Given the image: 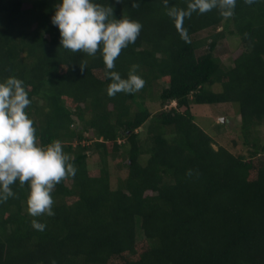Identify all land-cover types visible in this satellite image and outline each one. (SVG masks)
<instances>
[{
	"label": "trees",
	"instance_id": "trees-1",
	"mask_svg": "<svg viewBox=\"0 0 264 264\" xmlns=\"http://www.w3.org/2000/svg\"><path fill=\"white\" fill-rule=\"evenodd\" d=\"M58 2L0 0V79L24 81L38 143L59 139L76 167L51 193V216H31L27 182L12 185L0 264H264V0H237L230 17L193 12L188 40L163 0H98L142 23L114 70L136 64L145 84L114 96L99 50L60 45ZM196 104H221L217 134Z\"/></svg>",
	"mask_w": 264,
	"mask_h": 264
},
{
	"label": "clouds",
	"instance_id": "clouds-1",
	"mask_svg": "<svg viewBox=\"0 0 264 264\" xmlns=\"http://www.w3.org/2000/svg\"><path fill=\"white\" fill-rule=\"evenodd\" d=\"M245 2L251 4L253 0ZM163 3L181 38L188 40L187 29L183 27L185 17L213 8H219L222 16L230 17L237 0H186V7L170 4V0ZM132 6L138 7L139 0H132ZM51 20L60 30V45L65 49L93 56L100 51L105 67L110 70L108 95L135 92L144 86V78L136 71L138 65H132L127 77L114 70L122 49L136 41L142 28L139 20L123 15L117 18L111 5L105 6L98 0H59ZM30 104L21 78L10 75L0 79V201L15 195L12 185L17 180L21 185L27 182L29 214L51 216L55 214L51 193L62 178L76 173V167L59 139L46 145L38 143L34 121L26 111ZM32 225L41 231L46 227L38 219H33Z\"/></svg>",
	"mask_w": 264,
	"mask_h": 264
},
{
	"label": "rangeland",
	"instance_id": "rangeland-1",
	"mask_svg": "<svg viewBox=\"0 0 264 264\" xmlns=\"http://www.w3.org/2000/svg\"><path fill=\"white\" fill-rule=\"evenodd\" d=\"M25 3H29V2H25ZM206 32L202 33V36H206ZM195 106V112L197 114V121L206 129L209 130L210 134L215 135L217 134V129L216 126L217 124H219V117H221L220 115H218V113L220 111L218 110H222V106L221 104H216V105H211V104H196ZM155 107L158 108V103H156ZM220 119H224V117H221ZM220 143L224 144L226 146H230L231 145V141L227 138L224 139V137L222 139H220ZM216 147H218V145H216ZM129 162V159H128ZM89 163L90 166L92 167H97V172H99L98 170V165L99 164V158L98 155H94L91 156L89 159ZM112 175L113 178H115V174H118L119 172H121V166L118 165L116 163V161L112 160Z\"/></svg>",
	"mask_w": 264,
	"mask_h": 264
}]
</instances>
